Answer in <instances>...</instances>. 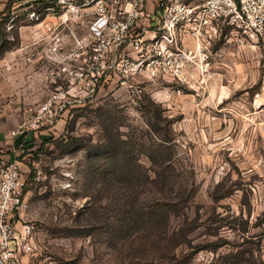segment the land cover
Listing matches in <instances>:
<instances>
[{
  "label": "rangeland",
  "instance_id": "rangeland-1",
  "mask_svg": "<svg viewBox=\"0 0 264 264\" xmlns=\"http://www.w3.org/2000/svg\"><path fill=\"white\" fill-rule=\"evenodd\" d=\"M7 27L0 25V150L26 178L34 173L22 223L35 234L24 264H264V43L227 32L210 46L206 75L193 64L185 84L87 71L66 116L34 130L29 108L68 88L69 71L43 63L41 48L27 52V28ZM20 125L26 130L14 134ZM155 133L172 138L169 161L156 168L160 185L150 182L147 156ZM109 135L126 142V172L113 170ZM121 199L140 211L157 205L155 222L145 209L135 231L118 235Z\"/></svg>",
  "mask_w": 264,
  "mask_h": 264
},
{
  "label": "built area",
  "instance_id": "built-area-1",
  "mask_svg": "<svg viewBox=\"0 0 264 264\" xmlns=\"http://www.w3.org/2000/svg\"><path fill=\"white\" fill-rule=\"evenodd\" d=\"M8 2L0 0V13ZM7 26L27 28V52L41 48L43 63L69 71L68 88L55 89L29 108L28 128L50 129L78 101L76 88L87 81V71H118L124 81L135 75L185 84L193 64L206 75L210 46L227 32L264 43V0H14ZM80 26L87 28L83 36L75 30ZM197 54L202 65L194 61ZM89 81L99 83L97 73ZM24 130L20 125L14 134ZM3 153L0 264H24L21 255L33 251L35 234L33 224L22 223L27 178L17 158Z\"/></svg>",
  "mask_w": 264,
  "mask_h": 264
},
{
  "label": "trees",
  "instance_id": "trees-1",
  "mask_svg": "<svg viewBox=\"0 0 264 264\" xmlns=\"http://www.w3.org/2000/svg\"><path fill=\"white\" fill-rule=\"evenodd\" d=\"M13 1L14 0H9L6 10L0 13V25H3V24L6 25L8 23L10 19V15H11V6H12ZM155 134L157 137V141L153 143L154 147L151 149V151H149L147 156L150 162L152 163V165L154 166L152 171H154V174H155L153 176V179L150 180V182L160 185L161 183H165L166 179H163L164 176L162 175V172H160L156 168H161L165 163L169 161V158L171 156L169 142L172 140V138L168 137V135L162 136L160 134L158 135V133H155ZM34 137L35 136L32 137V140H31L32 142L36 140ZM109 138L110 139L108 141V144H109L108 152L110 153L112 160H113V163H112L113 170L116 174L119 173L120 171H122V173L123 171L126 172V168L124 164L121 163V161L124 159L123 157L127 154V150L125 149V146H124L126 142L122 140L121 138L114 139L111 135H109ZM42 149L43 147H41L39 151H37V153L40 152ZM29 152L30 151L28 149L24 148L23 154H28ZM31 168L33 167L31 166ZM147 178L149 180V175L147 176ZM33 181H34V173L31 172V174L28 175L26 179L25 195L31 189ZM167 182L168 184L170 183L169 179ZM168 205H171L173 208H176L178 206V204L173 205L172 203H169ZM117 206H118V209H117L118 215L123 220L122 221L123 224H120L119 226L115 227V231H117V234L123 233V232H129L132 229H134L136 227V223H138L140 219L144 218L145 214H143V211L145 209L149 210L148 214H146L149 217L148 223L155 222V214L158 215L157 205L156 206L153 205L152 207L141 206L140 208L141 211H140L136 209V205H132L126 202L125 199L124 200L121 199V201L117 204ZM169 210H172V209H169ZM167 214H168V211H165L163 212L162 215L163 217L167 216L166 219H168L170 215L168 216ZM186 261H187V258L178 260V264H184L186 263Z\"/></svg>",
  "mask_w": 264,
  "mask_h": 264
}]
</instances>
